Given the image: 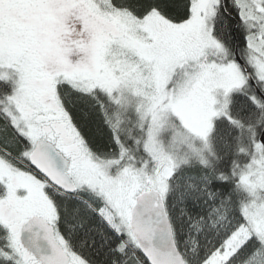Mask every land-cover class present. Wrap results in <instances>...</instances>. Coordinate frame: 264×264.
<instances>
[{"label":"snow or ice","instance_id":"snow-or-ice-1","mask_svg":"<svg viewBox=\"0 0 264 264\" xmlns=\"http://www.w3.org/2000/svg\"><path fill=\"white\" fill-rule=\"evenodd\" d=\"M0 264H264V0H0Z\"/></svg>","mask_w":264,"mask_h":264}]
</instances>
